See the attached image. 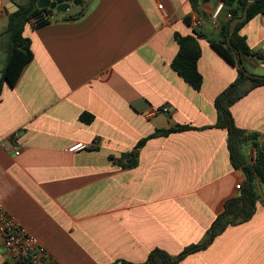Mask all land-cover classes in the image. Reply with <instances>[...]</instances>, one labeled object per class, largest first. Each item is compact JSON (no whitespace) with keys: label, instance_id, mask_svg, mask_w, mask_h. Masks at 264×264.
<instances>
[{"label":"crops","instance_id":"crops-1","mask_svg":"<svg viewBox=\"0 0 264 264\" xmlns=\"http://www.w3.org/2000/svg\"><path fill=\"white\" fill-rule=\"evenodd\" d=\"M24 1L0 0L1 41ZM218 1L83 0L77 18L54 11L48 24L25 26L34 57L0 94V200L58 263L141 264L156 247L177 255L202 241L225 201L241 193L245 175L232 163L227 129L216 126L215 99L238 75L210 43L227 20L212 23ZM193 13L201 25L188 22ZM176 33L198 40L199 90L172 66ZM240 33L264 53V13ZM244 64L264 75L262 60ZM231 111L237 126L264 140V85ZM175 125L193 128L149 138L129 165L142 138ZM80 141L86 148L68 151ZM5 263L13 264L0 250ZM181 264H264V197L249 220Z\"/></svg>","mask_w":264,"mask_h":264},{"label":"trees","instance_id":"trees-1","mask_svg":"<svg viewBox=\"0 0 264 264\" xmlns=\"http://www.w3.org/2000/svg\"><path fill=\"white\" fill-rule=\"evenodd\" d=\"M227 9L232 12V18L222 23V38L210 40L214 49L224 57L230 64L237 67L236 79L224 89L215 99V106L218 112L217 127L225 128L229 134V150L233 165L241 169L245 180L241 187V193L227 199L223 210L217 215L206 232L204 239L198 243L186 246L179 254L172 255L168 251L156 247L152 249L145 262L141 264H181V261L189 254L207 248L217 235L222 233L228 226L249 220L256 211L257 203L261 197L258 185L264 184V140L258 132H249L235 123L231 106L248 94L252 89L264 85V75L250 73L245 67L244 60L248 57H255L264 62V53L252 50L247 44L246 37L240 33L241 28L254 16L264 13V0H255L248 9L247 18L238 23L231 37V45L228 43L231 21L240 16L248 0H237L238 7H232L236 0H222ZM195 3V0H192ZM50 8H40L37 0H26L20 4L19 9L9 16V22L4 34L7 37V59L0 78V94L4 81L15 85L25 65L34 57L31 49V39L24 36V29L27 24L37 28L48 24L43 20L44 13L52 12ZM84 11L75 15L66 14L67 19H74L81 16ZM40 17L37 23L32 19ZM191 24V18H188ZM199 36H202L199 34ZM179 44V50L172 61L173 68L194 88L200 89L203 77L198 69V60L201 55L198 40L193 35L183 36L175 34ZM241 57L243 66L238 60ZM193 128L189 125H175L167 129L157 130L148 137L142 138L133 151L129 153L131 163L136 165L140 148L146 141L157 135H167L171 132ZM246 144H250L252 162H248L243 154ZM8 264V263H5ZM128 264V263H126Z\"/></svg>","mask_w":264,"mask_h":264},{"label":"built area","instance_id":"built-area-1","mask_svg":"<svg viewBox=\"0 0 264 264\" xmlns=\"http://www.w3.org/2000/svg\"><path fill=\"white\" fill-rule=\"evenodd\" d=\"M162 4L159 5L162 8ZM54 11L44 13L42 18L47 23L54 20ZM222 17L231 19L232 12L227 9L224 1H218L216 7L211 14V20L214 25H218ZM191 24L194 26L201 25L204 21L203 17L198 13L190 16ZM41 18L35 17L32 23L39 22ZM163 109H155L161 112ZM86 148L83 141L76 142L68 147V151L74 152ZM242 182L236 185L237 189H241ZM0 250L5 253L13 264H60L54 260L53 256L44 245V243L28 229L25 225L14 218L6 209L2 200H0Z\"/></svg>","mask_w":264,"mask_h":264},{"label":"water","instance_id":"water-1","mask_svg":"<svg viewBox=\"0 0 264 264\" xmlns=\"http://www.w3.org/2000/svg\"><path fill=\"white\" fill-rule=\"evenodd\" d=\"M6 2L9 0H5ZM255 0H248L243 13L240 16L235 17L231 23H230V32H229V37H228V43L231 45V37L236 29V26L238 23L244 21L247 16H248V9L250 5L254 2ZM37 6L40 8H50V9H55L59 12L69 14V15H75L79 13L83 9V0H37ZM17 9L19 6L16 7ZM4 13H9L10 11L13 12L15 11L14 9H11L10 11L7 9H4ZM238 60L243 66L241 57L238 54ZM3 72H0V78L2 77Z\"/></svg>","mask_w":264,"mask_h":264},{"label":"rangeland","instance_id":"rangeland-1","mask_svg":"<svg viewBox=\"0 0 264 264\" xmlns=\"http://www.w3.org/2000/svg\"><path fill=\"white\" fill-rule=\"evenodd\" d=\"M6 40H7V38L4 39V40H2V41L0 40V50H1V52H0V59H1L2 63H4L5 60H6V58H7V57H6V56H7V53H6V46H7V43H6L5 46L3 45V42L6 41ZM3 47H4V48H3ZM259 190H260V192H261L262 197H264V184H261Z\"/></svg>","mask_w":264,"mask_h":264}]
</instances>
